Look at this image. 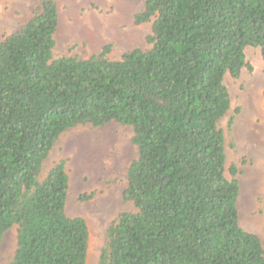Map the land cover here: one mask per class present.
<instances>
[{
    "label": "trees",
    "instance_id": "trees-1",
    "mask_svg": "<svg viewBox=\"0 0 264 264\" xmlns=\"http://www.w3.org/2000/svg\"><path fill=\"white\" fill-rule=\"evenodd\" d=\"M135 21L151 22L145 50L55 57L56 4L37 0L0 42V245L16 228L6 264H86L64 162L44 163L66 131L109 123L132 129L123 200L136 212L109 226L98 264H264L239 225L238 172L218 126L225 76L252 70L248 47L264 62V0H144Z\"/></svg>",
    "mask_w": 264,
    "mask_h": 264
},
{
    "label": "rangeland",
    "instance_id": "rangeland-1",
    "mask_svg": "<svg viewBox=\"0 0 264 264\" xmlns=\"http://www.w3.org/2000/svg\"><path fill=\"white\" fill-rule=\"evenodd\" d=\"M58 14L55 57L87 59L105 46L119 59L134 49L148 48L151 22L137 24L144 0H53ZM37 0H0V42L30 17ZM246 62L237 79L225 76L230 109L220 120L225 141L226 169L238 172L240 227L255 234L264 246V62L256 48L245 49ZM132 129L116 123L101 128L78 126L66 131L44 163L45 171L63 161L68 177L65 211L82 218L89 231L86 264H98L107 229L119 214L136 212L123 200L126 171L137 158ZM91 196L82 201L83 196ZM16 228L2 238L0 264L15 246Z\"/></svg>",
    "mask_w": 264,
    "mask_h": 264
}]
</instances>
